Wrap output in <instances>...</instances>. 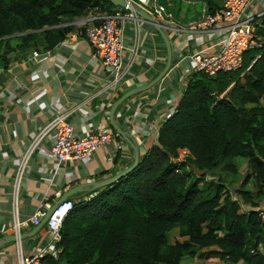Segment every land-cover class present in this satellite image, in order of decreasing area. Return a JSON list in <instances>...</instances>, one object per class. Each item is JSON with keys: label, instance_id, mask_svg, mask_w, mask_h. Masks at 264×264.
<instances>
[{"label": "trees", "instance_id": "16d2710c", "mask_svg": "<svg viewBox=\"0 0 264 264\" xmlns=\"http://www.w3.org/2000/svg\"><path fill=\"white\" fill-rule=\"evenodd\" d=\"M204 1L211 10L221 8ZM94 8L119 9L108 0H0V63L7 67L17 49L55 47L74 29L60 25ZM258 20L253 28L264 36V15ZM181 148L191 156L177 164L173 158ZM238 157L248 159V170L233 188ZM221 171L235 175L226 180ZM262 201L264 45L248 50L237 70L216 76L194 72L158 142L135 169L74 204L64 220L58 259L44 260L183 264L197 257L264 264ZM175 228L183 239L171 243L168 233Z\"/></svg>", "mask_w": 264, "mask_h": 264}, {"label": "crops", "instance_id": "0c3cea01", "mask_svg": "<svg viewBox=\"0 0 264 264\" xmlns=\"http://www.w3.org/2000/svg\"><path fill=\"white\" fill-rule=\"evenodd\" d=\"M214 1L217 7H222V0ZM205 3L208 4L204 0L170 2L168 11L174 24L185 28L180 32L173 26L164 29L171 45L170 69L158 83L124 100L114 113L115 123L129 133L139 147L140 157L158 142L162 124L178 107L196 72L191 54L203 48L215 53L221 48L226 32L220 24L198 30L189 28L191 22L200 19ZM98 13L99 10L94 8L64 21L60 26L74 29L55 47L17 49L10 55L7 67L0 63L1 242L4 237L13 235L10 230L13 224L12 188L20 156L29 140L56 113H68V120L75 126L78 136L107 129L117 142L124 143V148L116 153L114 145L108 143L84 160L62 163L51 152L54 134L46 136L34 152L22 183L21 218H30L45 203L59 201L70 190H74L70 198L76 202L88 199L101 188L99 182L122 172L134 161L133 146L111 123V109L124 93L151 82L164 70L168 49L151 22L140 21L137 28L134 19L126 18L123 23V61L129 66L130 74L120 86L111 85L109 68L98 58L84 34L83 21ZM260 14L264 15V0H253L246 15L254 16L259 22ZM34 51L40 55L34 56ZM47 51H50V57H47ZM242 160L248 165L247 158H236L238 174ZM221 173L226 180L235 175ZM235 183L233 188L240 186ZM248 187L252 188V184ZM245 207L248 209L249 206ZM36 226L31 224L23 229L25 255H32L49 240L46 225L32 235ZM18 250L16 240L3 243L0 264H16ZM199 261L197 257L185 259L183 264H198Z\"/></svg>", "mask_w": 264, "mask_h": 264}, {"label": "built area", "instance_id": "2783aa9c", "mask_svg": "<svg viewBox=\"0 0 264 264\" xmlns=\"http://www.w3.org/2000/svg\"><path fill=\"white\" fill-rule=\"evenodd\" d=\"M127 1L131 2L134 7L145 10L163 29L173 26V29L179 32L185 30V28L174 24V18L168 11V6L173 0ZM252 2L253 0H222V7L214 10H211L208 4H204L200 19L191 22L189 28L198 30L220 24L226 34L218 52L211 53L203 48L191 54L190 60L195 71H202L209 76H216L220 72L237 70L242 66L244 55L248 50L264 45V39L257 35L253 28L256 18L246 15V11ZM126 18L134 19L137 28L140 21L149 22L134 10L129 9L124 13L120 7L117 11L111 13L99 11L98 14L83 21V25L86 27L85 37L95 49L96 55L101 59L104 66L109 68L112 75L111 85L114 86H120L127 81L130 74L129 66L123 61V23ZM39 55V52L34 51V56ZM46 55L50 57V51H47ZM68 116V113L65 112L56 113L29 140L20 156L19 166L13 180V224L10 227L11 233L15 235L19 246L16 264H50L44 260L46 255L58 259L61 252L59 244L62 241L64 220L76 203L70 197L58 203L45 224L49 233L47 244L32 255H25L21 238L23 229L31 224H40L49 209L56 203H45L30 218H21L22 183L28 171L30 160L41 141L46 136L54 134L55 142L51 152L62 163L84 160L108 143L114 145L116 153L124 148V143L117 142L114 134L107 129L78 136L75 126L68 120ZM189 156H191L190 150L181 148L173 161L177 164L186 162ZM258 210L263 216L264 204ZM259 249L264 252V244L261 243Z\"/></svg>", "mask_w": 264, "mask_h": 264}, {"label": "water", "instance_id": "95a60500", "mask_svg": "<svg viewBox=\"0 0 264 264\" xmlns=\"http://www.w3.org/2000/svg\"><path fill=\"white\" fill-rule=\"evenodd\" d=\"M111 3H113L115 6H118L121 8L122 12L126 13L129 9L134 10L135 12H137L141 17L149 20V22H151L157 29V31L161 34L163 40L165 41V44L167 46L168 49V60L166 63V66L164 68V70L151 82L143 85V86H139L137 88H134L126 93H124L113 105L112 109H111V123L113 124V126L125 137V139L133 146L134 151H135V158L133 163L126 168L125 170H123L122 172L112 176L111 178L103 181V182H99L98 187H104L107 186L111 183H113L114 181H116L118 178L126 175L127 173H129L130 171H132L133 169L136 168V166L139 164L140 161V151H139V147L134 143L133 139L131 138V136L129 135V133L122 131L119 126L115 123L114 121V113L116 111V109L124 102V100H126L128 97L132 96L135 93H138L140 91H143L153 85H155L156 83H158L163 76L168 72V70L171 67V63H172V54H171V45H170V41H169V37L167 35V33L165 32V30L157 23V21L150 15L148 14L145 10L143 9H139L134 7L131 2L127 1V0H108ZM74 193V190H70L67 194H65L58 202H56L51 209H49V211L47 212L46 216L43 218V220L40 222V224H38L32 232V235L37 233L47 222V220L49 219L51 213L54 211V209H56L57 205L59 202L69 198L71 196V194ZM26 234H22L21 238L23 239L25 237ZM16 240L15 235H10L7 237H4L2 242L0 241V246L7 242V241H13Z\"/></svg>", "mask_w": 264, "mask_h": 264}, {"label": "rangeland", "instance_id": "374dc122", "mask_svg": "<svg viewBox=\"0 0 264 264\" xmlns=\"http://www.w3.org/2000/svg\"><path fill=\"white\" fill-rule=\"evenodd\" d=\"M240 160H241V158H240ZM239 163H240L239 164V166H240L239 167V169H240L239 172L240 173L238 174L239 176L236 179V183H235L236 186L240 185V183L242 182V180L244 178V175L246 174V172L248 170V165H247V162L245 160L244 161L242 160ZM231 192L234 195V197H238V195L234 192L233 189H231ZM262 204H264V201H262ZM243 206H244V208H246L245 205H243ZM248 209H249V207H248ZM177 239L182 240L183 238L179 236L178 228H175L170 233H168V240H169V242L173 243ZM198 264H229V263H227V262H225L223 260H220V259L218 260L217 259V261L200 260ZM238 264H246V263L243 262V263H238Z\"/></svg>", "mask_w": 264, "mask_h": 264}]
</instances>
